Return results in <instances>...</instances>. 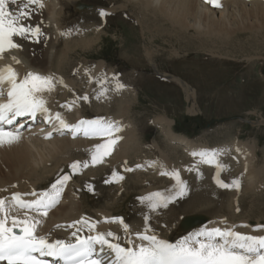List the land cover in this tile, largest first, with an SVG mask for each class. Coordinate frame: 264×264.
<instances>
[{
  "label": "rangeland",
  "instance_id": "374dc122",
  "mask_svg": "<svg viewBox=\"0 0 264 264\" xmlns=\"http://www.w3.org/2000/svg\"><path fill=\"white\" fill-rule=\"evenodd\" d=\"M76 1L78 3L89 5L88 7L89 8L91 7V8L87 9L86 7V9L83 8L81 9L82 10L81 11L80 8H78L76 4H74V3H77ZM118 1L119 3L121 2L120 0H116V1L114 0H110V1L109 0H75L71 2L70 4H68L67 8L63 10L64 12L63 15L65 18L63 19L64 23L61 22V25L63 24L61 28L64 27L63 30L64 32H66L65 38H64L66 41L60 42L58 46L60 48L59 49L60 53L58 52L57 56L55 57V61H52L53 67L52 69H49L46 72L45 76L50 75L53 77L56 74L55 76L56 78L54 77V79H56V82L54 80V84L56 85L55 87L57 90L55 92L56 94L55 100H57L56 102L59 104V107L56 105L57 111L59 113L63 114L64 116H67L68 112H70L72 109L75 110V107L77 108L79 107L78 110L81 111L82 116L80 117H82L81 118L82 120H95L98 118H102L104 121H112V122L117 121L116 123L123 130L119 133L114 134L115 136L120 137V139L116 143L118 145L116 144L114 145L113 147L114 151H112V154L108 156L109 158L115 152L116 147L118 149L119 144L124 141L125 139L124 133L130 130L129 128L134 126V134L136 135L134 137L137 138L136 143L138 142L137 144L140 146V151H135L134 154L131 152L132 155L137 154V156L134 158L135 160L134 159L131 160L132 158L126 159L124 157L121 160H118L119 163L120 162L124 163V165L120 166L121 168L116 165H114V167L113 166L109 167V165L106 164V166L104 167L105 169L104 168L100 169L101 171L94 170L93 171L94 173H91V171L93 170L92 166L94 168L99 166V164L92 165L91 157L90 158L87 157L89 155L90 156L92 155V152L95 150L94 149L95 147L91 149L93 151L90 150L91 153L87 156H86L87 151H84V153L82 152L81 154L80 148L70 150V147H69L67 149L69 151H66V149H63L62 151H60L58 154L54 156L57 158H54L53 160H51L53 156L44 159L43 163L40 164L42 166L39 165L38 167H35V170H36L35 173L30 174V176H29V173H27L28 174L27 176H25V174L21 176L20 173H16V174L14 173L15 174L14 175L13 173H11L12 169L16 166L18 162H20L24 158H29L30 153L35 155L34 161L36 163L40 161V159L43 156L47 155L53 150L50 147H43L37 150H31L28 148L29 150H26L21 146L22 143L20 144V142H22L23 139L20 138L18 142H15L12 144L0 145V167H1L0 168V178H4L6 176V174H3L5 172V167H6V165L4 164L5 161L7 162L8 172H9L7 173V176L4 178V180H2L5 182V184L4 182L0 181V194L1 192H4L5 196L9 195V197L11 198L13 193H20L23 199H26V200L35 199L36 197L26 195V194L32 193V192L39 194L42 192H46V190L47 192H51L52 189L50 185L54 183V181H52L51 179H55L58 175H61V174L66 175L68 173L73 176H72V179L68 181L69 183H67V187H65L66 189L64 190L65 193L62 194L59 203L64 201V200L63 201L61 200L62 198L67 199V200L74 199V201L76 200L78 201L81 199L80 202L81 201L84 202L85 204L83 203V206L86 207L85 209H83V211L86 210L89 214L93 213V216L95 217L96 216L109 217L111 215L101 216L100 213L101 212L103 213V211H108V209L110 211L113 208L114 203L115 205H118L117 203L122 202L126 199L125 200L127 202L126 210L128 209L127 211H125L126 215L127 214L132 215L129 213V211L130 212L133 211L132 208H134V206L136 205L135 204V202H137L136 196L138 195L135 193H132L131 191L133 189H130L129 186H127L128 187L127 191H130L132 195L130 194V192H127L124 189L126 185L132 183V180L135 177L134 175L128 176V174L130 173L132 174L133 171L125 175L123 174L124 172L123 169H125L124 167L125 162L128 161L126 166L127 167L131 166V168L137 166L135 164L142 165L144 163L156 162V161H151V159L157 160L158 162V159L160 158L159 151L162 150V147H164L167 141L164 140V136H162L161 132L159 131V128L155 124H153V120L155 119L154 117L156 116L160 117V115L162 114L161 117L167 116V118L171 120L172 125L170 126V128L172 132L179 134V135L182 134L183 137H187L189 140L191 139V141L193 140L194 146L198 145V143L201 142L199 143V145L209 148L210 152L213 150L217 151L218 155L216 156V160L224 166L221 170H219L220 171L219 178L221 180L230 184L233 179H238L241 185L239 190H237L235 187L227 188V189L219 187L217 189L218 191L217 194L213 196L212 200L214 202L211 201V202L205 203L203 206H200L196 208L195 210L189 211L190 213L189 212L179 213L176 217V224H177L176 227L174 226V228H171L170 226L169 230L166 231L168 232L166 233L168 234V238L171 239L168 242L174 241L175 239L178 238V236H180V234L185 232V231H182V229L180 228V222L184 217L188 215H194V214H202V215L205 214L204 216L211 219L210 222H212L213 226H217L219 228H221L222 226L230 227L231 225H233L231 227L237 228L239 226L247 225V227L251 228V232H255L254 230L256 229L257 232L263 234L264 228L259 227V225L264 226V20L258 19L260 23H262V24H259L258 25L259 27H258L257 23L252 18L251 22L246 27L247 29L239 28L241 25L239 26L236 25L233 28L236 29L238 26L239 29L234 30L233 28H231L232 31L228 30V32L231 33L229 35H226V33L221 34L220 32H218L220 31V29L213 28L214 25H211L209 22H207L206 23L208 26L206 27L207 32L220 33V34H216V35L213 34L209 37L208 35H206V37L203 36L204 41L202 43H201V40L197 41L195 39L188 44L182 43V45L179 48L177 41L171 40V38L168 39L166 37L165 33L167 29H163V30L161 29V31L154 30L152 31V33H150V31L142 29V27L140 26V23L138 24L137 22L133 20L132 16L129 15L130 13L128 10H124L126 12H123V11H119V8L114 9V7L118 5ZM257 1H260L262 4H264V1L262 2V0H257ZM247 6H251V5H247ZM95 8H98L99 10H102L104 12L107 11L106 12L107 16L106 15L104 16L106 19L101 21L100 24L98 23L100 22L98 19L95 21V23H93L94 21L92 20L91 22L88 21L90 25H92V27L90 26V29L86 30V32L84 31L85 29L83 30L85 33L82 32L83 33L82 37H85V38L81 37L82 41L78 39L79 40L78 44L76 47H74V44H75L74 42L77 41V39L72 40V36L70 34H67L69 33V30L72 29L71 21L73 20V18L75 19L76 16H80L82 13H85L86 11H91ZM67 9L69 12L67 11ZM71 17L72 19H70ZM66 22H67V25H65ZM88 22L86 21V23L85 22L83 23L85 25H89ZM202 22H205V20H203ZM202 22L200 21L201 24ZM200 23L197 26L195 25L197 29L199 28L198 26L200 25ZM93 24L97 26H94ZM166 26L167 28H169L168 25ZM95 27L97 28V30ZM249 27H252V28H249ZM65 28L66 30L69 28V30L66 31ZM71 31L72 30H70V33ZM193 32L194 31L192 29L191 30L189 29L186 33L191 34ZM86 34L89 36H87ZM93 41H94V43H92L93 48L90 45H87V48H86V45H83L85 42H93ZM223 41L224 43H222ZM181 42H183V40ZM64 43L66 46L64 45ZM143 43L145 44V46H147L148 50L151 51L153 54L151 57L152 58L151 61L148 60L147 57L145 56V52L143 50V45H144ZM36 46L37 45H35L31 49L34 54L33 56L36 59L35 63L44 64L45 60L42 57L43 55L41 54V51L39 48H38V52L36 51L37 50ZM66 48L69 50L68 52H66ZM60 56H62L65 59L60 58ZM68 56L69 58H67ZM58 57L59 59H62L61 62L58 60ZM57 62L60 63L61 65L58 64ZM62 64H65V65H62ZM71 64L73 65V67ZM66 65H68L69 67ZM37 66L39 67V65ZM62 66H65L64 69L68 67L67 68L68 72H67V69L66 70L63 69L61 71H64L66 73L62 72L63 74H61V71H59L58 69L59 67H62ZM98 69L101 73L98 72ZM84 70L88 72H85ZM57 71H58V74H57ZM87 73H89L90 75L89 74L87 75ZM68 74H70L69 77H67ZM60 75H64L62 76L63 78H61ZM92 75H95V76H92ZM79 76L80 77L82 76V77L80 78ZM174 77L179 78V80H183L192 89L193 98L192 96L189 98L186 96L185 91L183 90L179 82L176 81V79H174ZM64 78L66 80H63ZM74 78H75V81L81 80L80 81L81 83L77 81L75 82L73 80ZM68 79L70 80L69 82H71V84L73 83L72 85H70V83H67ZM117 79L120 83L124 85V87L123 89H119L121 90V93H120L121 99L119 98L121 101L117 100L116 101L117 104H116V102L113 99L117 95H119V94H116V96H114L115 93H119V90L117 91L116 84H115L117 83ZM61 81L63 83H61ZM65 81H67L66 84H65ZM57 82L60 84H58ZM77 83H79L80 85ZM89 83L90 85H88ZM67 84H69L70 86H68ZM129 86L130 88H128ZM67 87L69 90L67 89ZM106 87L108 89L107 93L110 92L111 93L110 95H112V97L110 96L111 99L108 97L107 103L106 105H104L101 99V97H103V95H101V92ZM65 89H67L68 91ZM62 90H63V94H62ZM111 90H114V91H111ZM122 91L123 93L125 92L124 96L122 94ZM64 93H65V96H64ZM83 96H88L89 99L85 101L82 99ZM126 97L132 100H128V98ZM124 98L125 100H123ZM108 101H112L111 102L112 104L111 103L108 104L109 103ZM119 102L121 103L125 102L127 104L123 106L125 108H128L125 112L122 113V115H124L123 116L124 118H120L122 117L121 113H119L120 115L118 116V112H116L118 111L117 108L119 106H117V108L115 107L116 105L119 104ZM65 104L67 106L63 107ZM109 105H112V107H110ZM98 106L100 107L99 108L100 110L98 109V111H95V108ZM114 109H117V110H114ZM113 112L115 113V115ZM111 113L112 115H110ZM125 117H127L128 120ZM98 139L100 140V138L98 137L91 138L92 143L95 144L96 141L97 143L103 142L104 141L103 139H106V138H102L99 142H98ZM155 139H157L161 148L156 147L155 143L153 144V141H156ZM195 142L196 143L198 142V143L196 144ZM179 147L177 148L176 151L169 149L172 153L169 156L170 162L182 163L186 159L187 161L185 160L184 162L199 161L200 163H202L201 161L203 158L201 156L199 155L193 156L191 154L189 155V153L186 150H184L182 146H179ZM142 149L144 150V152L147 151L146 154L143 153ZM237 149L239 151H237ZM65 151L66 153L63 154V152ZM149 151H150V154L148 153ZM71 152L72 154H70ZM185 153H187V155ZM138 154L142 155L141 156L142 159L140 158V156H138ZM144 154L147 157L144 158L143 157L145 156ZM243 155H244V158H243ZM66 157L68 158L67 160L69 162L67 160H64V158ZM76 157L79 159H77ZM108 157H105L104 159L106 160V158L108 159ZM172 157L175 158L176 160L173 159ZM48 159L50 162L46 161ZM59 159L64 160V161L61 160L63 164H61ZM72 159L74 161L80 160L81 162L88 161L90 169L88 168L83 169L84 172L83 171L82 173L79 172L80 174L73 173L71 171L72 169L69 168V165L72 162H74ZM172 159L174 162L172 161ZM54 161H55V164L53 163ZM231 161L232 163H230ZM228 162L230 164L228 168L225 169V165H228ZM237 162L241 163L242 165L241 164L237 165ZM45 163H47L48 166ZM128 163L130 164L128 165ZM233 163H236V165L235 164L233 165ZM51 164H54L55 166ZM247 164H249L248 165L249 167L246 166ZM209 165L213 169V170L211 169V172L214 174V177L216 179V173L218 170L215 167V164H209ZM53 166L54 168L52 169ZM248 168H250V171ZM38 170L39 172H37ZM46 170L47 172L48 171L49 172L46 173ZM86 170L88 171L85 172ZM113 170H116L120 174L125 176L126 180L124 179L123 181L119 182L120 186L118 183H112L110 185L105 183V180L111 176V173ZM66 171L67 173H64ZM246 171L252 177H249V175L246 176L248 174ZM88 173H91V174H88ZM10 174H13V175H10ZM77 175H80V176H77ZM91 175L96 176V177L93 178ZM9 176L10 178H8ZM17 177H19V179H17ZM37 177L39 179H37ZM87 177L89 178L87 179ZM247 177L250 180H248ZM35 178L37 180H33ZM75 178L76 179L78 178L77 180H79V182ZM43 179L44 181L42 182L41 180ZM48 179H50L52 183H48L50 182ZM29 180H32V182L31 181L29 182ZM246 180H247V184H246ZM88 184H91L94 186L95 193L89 192L87 190ZM145 184L143 183V185ZM102 187L103 189H101ZM244 187L247 188V191ZM68 189L70 190L71 193L73 192L74 194L72 195L69 194L70 192ZM137 189L140 190V188L136 187L133 190V192L135 191L137 192L138 191ZM122 190H124V192ZM78 191H80L81 193L80 192L78 193ZM101 191L102 193H104L105 196L101 193ZM223 191H225V194ZM249 191L251 192V194ZM80 195L81 196L83 195V198L80 197ZM226 195L228 196L226 197ZM67 196H69L70 198L69 197L67 198ZM106 196L108 197L105 198ZM217 197H218V200H217ZM0 198H1V195H0ZM133 198H135L136 200L135 199L133 200ZM252 198L254 199L252 200ZM99 199L101 200L100 202H99ZM113 199L116 200V202ZM186 199H187V196L183 198H177V200L175 202H172L171 205L178 207L182 205ZM104 203L108 205L107 206L108 208H106V205ZM219 203L220 204L223 203V206L221 208H218V205H220ZM207 205L208 207H206ZM90 206H92L93 211H91L92 208ZM110 206H112V208H110ZM97 209L99 213H97ZM257 215L260 216L259 219ZM84 216L85 215L83 214V217ZM126 221L129 222L131 221V219L128 218ZM234 225H239V226H234ZM165 236L166 235L164 233V237Z\"/></svg>",
  "mask_w": 264,
  "mask_h": 264
},
{
  "label": "bare ground",
  "instance_id": "6f19581e",
  "mask_svg": "<svg viewBox=\"0 0 264 264\" xmlns=\"http://www.w3.org/2000/svg\"><path fill=\"white\" fill-rule=\"evenodd\" d=\"M75 0H42V2L44 3V8L43 10H39V9H33L34 11V14L32 16V19L30 21V23L33 25V26H36V25H39L41 27V31H42V35L40 37V42L39 43H32L30 40H21L20 38L18 37H14V40H16V42L18 43H21L23 45V48L22 50H17V49H11V50H8L7 52H5L4 54H2V56H0V68H4L6 66H11L13 67V69L18 73V78L22 79L24 75H26L27 72H35V73H38V74H41V75H46V72L49 70V69H52L53 67V62L52 61H55V57L57 56L58 52L60 51L59 49V44L61 41L65 42L66 40L64 39L65 38V33L62 25H61V22H63V19L64 18V15H63V10L67 8L68 4H70L71 2H73ZM110 1V0H109ZM116 1V0H114ZM121 2L119 3L118 1V5L116 7H114V9H117L119 8V11H123V12H126L124 10H128L129 11V15L132 16L133 20L135 22H137L138 24L140 23V26L142 27V29H145L147 31H150V33H152V31H161V29H167L165 35L168 39L171 38V40H175L177 41L178 45H179V48L180 46L182 45V43L184 44H188L190 42H192L194 39L199 41L201 40V43L204 41V37H206V35L211 36V35H216V34H225L226 35H229L231 34L229 31H232L231 28L235 27L236 25H241L239 28H242V29H247V25L251 22V19L253 18L254 21L257 23V26L259 24H262L260 23V20H264V4H262L260 1H257V0H221V4H222V7L220 8H216L214 6H212L211 4H208L205 2V0H120ZM264 0H262L263 2ZM77 2V1H76ZM101 2V1H100ZM78 3V2H77ZM77 3H74V4H77ZM110 3V2H109ZM73 5V4H72ZM239 5V6H238ZM247 5H251V6H247ZM70 6V5H69ZM93 6V5H92ZM114 6V5H112ZM110 6V7H112ZM12 7L13 11H15V6H11ZM99 7V6H97ZM74 8V6H73ZM89 8V7H87ZM91 8V7H90ZM89 8V9H90ZM94 8V7H92ZM101 8V7H99ZM105 8V7H103ZM76 9V8H75ZM86 9V8H85ZM78 10V8H77ZM81 10V9H80ZM68 11V9H67ZM66 11V12H67ZM82 11V10H81ZM102 10H99L98 8H95L91 11H84L85 13H82L80 16H76L75 14V19L73 18V20L71 21L72 25V30L71 33H70V30L69 28L67 30H69V33L67 34H70L72 36V40H75L77 39V41H75L74 43V47L77 46L78 44V39L81 40V37H82V32H86V30L90 29V26L92 27V25H90V23L88 21L91 22L94 21L93 23H95V21L98 19L100 22H98L99 24L101 23V21H103L104 19H106L104 16H101L100 15V12ZM113 11V10H112ZM117 11V12H119ZM69 12V11H68ZM79 12V11H78ZM107 12V11H106ZM116 12V11H114ZM74 13V12H72ZM81 13V12H80ZM68 15V14H67ZM79 15V14H77ZM107 16V15H106ZM68 17V16H67ZM69 18V17H68ZM113 18V17H111ZM117 18V17H116ZM72 19V17L70 18ZM115 19V17H114ZM203 20H205V22H202ZM69 21V22H70ZM86 21L88 22L89 25H85L83 22L86 23ZM107 21V20H106ZM200 21L202 22V24L200 23ZM68 22V23H69ZM207 22H209L211 25H214L213 28H217V29H220V33H209L207 32V29L206 27L207 26ZM64 23V22H63ZM200 23V25L198 26L199 28L197 29L195 27V25L197 26L198 24ZM204 23V24H203ZM84 24V25H83ZM92 24V23H91ZM97 24V23H96ZM67 25V22L66 24ZM94 25V24H93ZM169 26V28H167V26ZM94 26H97V25H94ZM237 26L236 29H239ZM70 27V28H71ZM259 27V26H258ZM96 28V27H95ZM249 28H252V27H249ZM85 29V30H84ZM193 30L194 32L191 33V34H187L186 32L188 30ZM234 29V28H233ZM234 29V30H236ZM66 30V28H65ZM66 30V31H67ZM84 30V31H83ZM97 30V28H96ZM101 30V29H100ZM95 31V30H94ZM105 31V30H104ZM103 31V32H104ZM84 32V33H85ZM96 32V31H95ZM101 32V31H100ZM63 33V35H62ZM144 33V32H143ZM154 33V32H153ZM159 33V32H158ZM92 34V33H91ZM90 34V35H91ZM160 34V33H159ZM87 35V34H86ZM98 35V34H97ZM96 35V36H97ZM69 36V35H68ZM89 36V35H87ZM86 36V38H87ZM92 36V35H91ZM90 36V37H91ZM95 36V37H96ZM152 36V35H151ZM204 36V37H203ZM207 37V38H208ZM82 38H85V37H82ZM92 38V37H91ZM151 38V37H150ZM149 38V40H150ZM154 38V37H153ZM94 39V38H93ZM226 39V38H225ZM183 40V42H181ZM214 40V39H213ZM82 41V40H81ZM87 41V40H86ZM95 41V40H94ZM93 42H85L83 45H86V48H87V45H90L92 46V43ZM215 41V40H214ZM227 41V40H226ZM72 42V41H70ZM217 42V41H216ZM224 43V41L222 42ZM144 44V43H143ZM35 45L36 48H37V52H38V48L40 49L41 51V54L43 55V59L45 60V63L42 64V63H35V58H34V54L32 52V47H34ZM65 45V43H64ZM66 46V45H65ZM73 46V45H72ZM89 46V47H90ZM61 47V46H60ZM184 47V46H183ZM182 47V49H183ZM62 48V47H61ZM64 48V47H63ZM85 48V47H84ZM83 48V49H84ZM93 48V46H92ZM87 50V49H86ZM84 50V51H86ZM143 50L145 52V56L147 57L148 60H152V52L148 50L147 46H145V44L143 45ZM69 50L66 48V52H68ZM71 51V50H70ZM78 51V50H77ZM83 51V50H82ZM36 52V53H37ZM62 52V51H61ZM72 52V51H71ZM35 53V54H36ZM60 53V52H59ZM65 53V51H64ZM80 53V52H79ZM82 53V52H81ZM75 54V53H74ZM65 55V54H63ZM71 55V54H69ZM81 55V54H80ZM78 55V56H80ZM84 55V54H83ZM82 55V56H83ZM15 56L19 61L20 63L17 64L13 59L12 57ZM59 56V55H58ZM74 56V55H73ZM60 58H63L62 56H60ZM69 58V56L67 57ZM65 59V58H63ZM154 59V58H153ZM179 59V58H178ZM58 60L61 62L62 59H59L58 57ZM68 60V59H67ZM74 61V60H73ZM68 62V61H67ZM70 62V61H69ZM58 63V62H57ZM56 63V64H57ZM64 63V61H63ZM152 63V62H151ZM150 63V64H151ZM157 63V62H156ZM60 64V63H58ZM102 64V62H101ZM100 64V66H101ZM39 65V67L37 66ZM55 65V63H54ZM61 65V64H60ZM62 65H65V64H62ZM70 65V64H69ZM72 65V64H71ZM58 66V65H57ZM68 66V65H66ZM56 67V66H55ZM65 66H62V67H59V71L63 70ZM69 67V66H68ZM67 67V68H68ZM73 67V65H72ZM67 68H65L64 70H66ZM181 68V67H180ZM55 69V68H54ZM52 71V70H50ZM55 71V70H53ZM85 71V70H84ZM62 72L64 71H61V74H63ZM67 72H68V69H67ZM70 72V71H69ZM85 72H88V71H85ZM94 72V71H93ZM98 72L99 69H98ZM52 73V72H50ZM66 73V72H64ZM90 73V72H89ZM87 73V75L89 74ZM95 73V72H94ZM101 73V72H100ZM55 74V73H54ZM57 74H58V71H57ZM66 75V74H65ZM84 75V74H83ZM90 75V74H89ZM97 75V74H96ZM100 75V74H99ZM98 75V76H99ZM103 75V74H102ZM56 76V74L53 76V78ZM58 76V75H57ZM62 76L64 75H60L61 78H63ZM70 74L67 75V77H69ZM77 76V75H76ZM92 76H95V75H92ZM80 77V76H79ZM82 77V76H81ZM80 77V78H81ZM173 77V76H172ZM56 78V77H55ZM66 78V76H65ZM63 79V80H66V79ZM72 78V76H71ZM58 79V77H57ZM70 79V78H69ZM68 79V82L65 81V84L66 82L67 83H70L69 82L70 80ZM77 79V78H76ZM176 81L179 82V84L181 85V87L183 88V90L185 91V94L186 96L189 98L193 95V91L192 89L183 81V80H179V78H175ZM55 82H56V79H54ZM62 80V81H63ZM75 81V78L73 79ZM79 80V79H78ZM58 81V80H57ZM72 81V79H71ZM77 81V80H76ZM75 81V82H76ZM81 80L77 81L79 83ZM93 82V81H92ZM58 83V82H57ZM56 83V84H57ZM63 83V82H62ZM77 83V84H79ZM114 83V82H113ZM60 84V83H58ZM76 84V85H77ZM116 84V83H115ZM62 85V84H61ZM68 86H70L69 84H67ZM75 85V86H76ZM80 85V84H79ZM90 85V83L88 84ZM114 85V84H113ZM56 86V85H55ZM54 86V89L51 91V92H46L43 94V99L46 101V106L48 107L49 109V112L55 116L56 113H59L57 111V106L59 107V104L56 102L57 100H55V92L57 91L56 90V87ZM5 88H7V85L5 84L4 85ZM61 87V86H59ZM58 87V89H59ZM110 88V87H108ZM130 88V86L128 87ZM127 88V89H128ZM132 88V87H131ZM68 89V87H67ZM65 89V90H67ZM88 89V88H87ZM107 89V87H106ZM113 89V88H112ZM123 89V88H122ZM69 90V89H68ZM67 90V91H68ZM61 91V89H60ZM111 91H114V90H111ZM118 91V90H117ZM58 93V92H57ZM115 93V92H114ZM121 93V90H119V93H115L114 96H116V94H119L117 95L113 100L116 102L117 100L118 101H121L120 95ZM125 93V92H124ZM124 93L122 91V94L124 96ZM60 94V93H59ZM62 94H63V90H62ZM111 93L110 92H106V94L103 95V97H101L104 105H106L107 103V98L110 96L112 97V95H110ZM134 94V92H133ZM58 95V94H57ZM97 95V94H95ZM64 96H65V93H64ZM99 96V95H98ZM113 96V97H114ZM131 96V95H130ZM136 96V95H135ZM61 97V95H60ZM129 97V96H128ZM126 97V98H128ZM132 97V96H131ZM64 98V97H62ZM93 98V97H92ZM120 98V99H119ZM123 98V97H122ZM133 98V97H132ZM193 98V96H192ZM60 99V98H58ZM111 99V98H110ZM112 100V101H113ZM125 100V98L123 99ZM122 100V101H123ZM128 100H132V99H129ZM127 100V101H128ZM188 100V99H187ZM190 100V99H189ZM72 101V100H71ZM112 101H108L110 104ZM60 102V101H58ZM94 102V101H93ZM126 102V101H125ZM121 103L119 102L118 105H116L115 108H117V106H119L117 109L118 111V116L120 115L119 113H122L125 112L128 108H125L123 106L127 105L126 103ZM121 103V105H120ZM112 104V103H111ZM117 104V102H116ZM130 104V103H129ZM196 104V103H195ZM57 105V106H56ZM63 105V104H62ZM114 105V104H113ZM131 105V104H130ZM67 106L66 104L63 106L65 107ZM110 107H112V105H109ZM62 108V107H61ZM77 107H75V110L72 109L70 112L67 113V116H64L63 114L60 113L61 117L68 123V124H71V125H74L76 124L78 121L82 120L80 116L81 115V111L78 110V108L76 109ZM100 107H96L95 108V111H98ZM102 108V107H101ZM112 109V108H111ZM117 109H114V110H117ZM100 110V109H99ZM113 110V111H114ZM60 111V110H59ZM115 112V111H114ZM113 112V113H114ZM249 112V111H248ZM84 113V112H83ZM100 113V112H98ZM107 113V112H106ZM112 115V113L110 114ZM115 115V113H114ZM162 115V114H161ZM154 117L153 119V124H155L158 128H159V131L161 132L162 136H164V140H166L167 142L165 143L164 147H162V150H160L159 148V154H160V158L158 159V162L157 160H152L151 161H156V162H150V163H144L142 164L140 168H137L136 166L133 167L134 171L132 172V174H128L129 175H134L135 177L133 178L132 180V183L126 185L124 187L125 191H127L128 187L130 189H135L136 187L140 188V190H138L137 192H133V190L131 191L132 193H135L137 194L138 196L137 197V202H135V206L133 209L132 212L129 211L130 214L132 215H129L127 214L126 215V206H127V202L124 200L122 202H119L117 203L118 205H115V203L113 204V208L112 206H110V208H112L110 211L108 209V211H103V214L102 212L100 213L101 216H107V215H111L109 217H98V216H93V213H88L86 210L83 211V209H85L86 207L83 206V203L84 202H80V200H76L74 201V199H64L62 198L61 200L64 201L63 202H60L59 204H57L56 206L57 207H53V209H50L49 212H48V215L46 217H41V216H38L37 218L41 220V224L38 226L37 228V233L39 235H47L49 236L50 240H56V239H61V240H64L66 242H74L75 238L72 236V232L75 231L76 229L75 228H69L67 227V225L71 224L72 222L74 221H78V220H81L82 218H85L87 219L88 221L90 222H96V229L95 231H89L87 228H82L81 229V232L79 233L80 235H93L94 233L96 232H101V233H107L109 231L113 232L115 235L119 236L121 239L118 241L119 243L121 244H124L125 243V240H126V234H125V231H124V228H123V224L120 223V220L122 219L123 222L125 224L128 225L129 227V230L132 234V238L135 239V233L137 232H143L145 230V227L147 226L151 231L148 233V234H155L158 238L160 239H164V240H167V241H170L171 239L168 238V231L169 230V227L171 226V228H174V226L176 227V217L179 213L183 212H189V211H192V210H195L196 208L200 207V206H203L205 203H208V202H211L213 201V196H215V194H217V189L220 187L219 185L216 184V179L214 177V174L211 172V166L209 164H204V163H200L199 161L197 162H182V163H175L173 161V158L172 162H170V154L171 151L170 150H174L176 151L177 148L179 146H182V148L184 150H186L189 155L195 151L197 153L201 152V151H205V152H210V149L207 148V147H204V146H201L199 145V143L201 142H197L198 145H195L193 144V140L191 141V139L189 140L187 137H183L182 134L179 135V134H176L174 132H172L170 126L172 125V122L171 120H169V118L166 117ZM103 116V115H101ZM100 116V117H101ZM109 116V115H108ZM124 115H122V117L120 118H124L123 117ZM126 116V114H125ZM165 116V115H164ZM85 117V116H84ZM128 117V116H127ZM127 117H125L127 119ZM118 118V117H117ZM85 119V118H84ZM106 119V118H105ZM110 119V118H109ZM114 119V118H113ZM119 119V118H118ZM125 119V120H126ZM128 120V119H127ZM137 120V119H136ZM122 121V120H121ZM117 122V121H116ZM123 122V121H122ZM19 123H23L25 126L24 128L21 129V138L23 139L22 142H20L21 146L26 149V150H37L39 148H43V147H50L52 150V152L48 153L47 155L43 156L40 161L36 162L34 161V157L35 155L30 153V157L29 158H24L23 160H21L20 162H18L16 164V166L12 169L11 173H20L21 176L23 174H25V176H27L29 173V176L30 174L32 173H35V167H38L41 163H43V160L46 159V158H49L51 156L53 160L54 158H57V157H54L56 154H58L60 151H62L63 149H66V151H69L67 150L69 147H70V150H74V149H79L81 150V154L82 152L84 153V151H87V155H89L91 153V149H93V147H95L92 143V140L90 137H85L83 135V132L81 131L80 133H78L75 138L73 137V135L71 134V132H69L68 130H64V134L63 135H60L58 132L54 131V129L58 128L59 127V124L57 121L53 120L52 124H47L43 121V118L38 116L37 120L35 122H33L32 120H30L29 118L27 117H23V118H19ZM127 123V122H126ZM145 123V122H144ZM129 124V123H128ZM127 124V126H128ZM132 124V123H131ZM134 124V122H133ZM138 127V126H137ZM125 128V127H124ZM9 130H12V128H8ZM130 130L126 131L125 134V139L123 142H121L118 146V149L116 147V150L115 152L113 153V155L109 158L108 156V159L106 158V160L104 159V162L103 163H100L98 167L94 168L92 165V171L91 173H94L93 171H98L100 169H103L106 164L109 165V167L116 165V166H121V165H124V163H119L118 160H121L122 158H132L131 160H133L136 156V155H132V153L134 154L135 151H140V146L136 143V140L137 138L134 137L136 136L134 134V126H132L131 128H129ZM133 129V130H132ZM173 129V128H172ZM48 132H52L53 135L51 138L49 139H45V136ZM122 134V133H121ZM184 135V133H183ZM123 136V135H122ZM99 138V137H98ZM162 138V137H161ZM160 138V139H161ZM102 138H100L101 140ZM98 139V142L100 141ZM104 140V139H103ZM156 141H153V144L155 143V146L156 147H160V144L159 142L157 141V139H155ZM163 140V141H164ZM90 141V142H89ZM94 141V140H93ZM119 141V140H118ZM104 142V141H103ZM103 142H99V143H103ZM90 143V144H89ZM162 143V142H161ZM196 143V142H195ZM196 143V144H197ZM142 144V143H141ZM203 144V143H202ZM89 145V147H88ZM118 145V144H116ZM162 145V144H161ZM148 146V145H147ZM150 146V145H149ZM153 146V145H152ZM163 146V145H162ZM142 147V146H141ZM237 147V146H236ZM29 148V149H28ZM155 148V147H154ZM180 148V147H179ZM95 149V148H94ZM115 149V148H114ZM152 149V148H151ZM164 149V150H163ZM170 149V150H169ZM91 150V151H90ZM143 150V149H142ZM148 150V149H147ZM169 152H168V151ZM180 150V149H179ZM194 150V151H193ZM246 150V149H245ZM63 152L64 153H66ZM76 151V150H75ZM74 151V152H75ZM114 151V150H113ZM167 151V152H166ZM181 151V150H180ZM179 151V153H180ZM242 151V150H241ZM80 152V151H79ZM132 152V153H131ZM142 152V151H141ZM147 152V151H146ZM146 152H144L143 150V153L146 154ZM69 153V152H68ZM150 154V151L148 152ZM176 153V152H175ZM183 153V152H182ZM72 154V152L70 153ZM80 154V153H79ZM141 154V153H140ZM144 154V155H145ZM187 155V153H185ZM72 156V155H71ZM85 156V157H86ZM92 156V155H91ZM90 155L87 156V157H91ZM110 156V155H109ZM138 156H141L142 155H139ZM182 156V155H181ZM184 156V155H183ZM65 157V155H64ZM86 157V158H87ZM144 158L147 157L146 155L143 156ZM177 157V156H176ZM249 157V155H248ZM247 157V158H248ZM61 158V157H59ZM73 158V157H72ZM77 158V157H76ZM84 158V157H83ZM88 158V159H89ZM138 158V157H137ZM150 158V156H149ZM188 158V156H187ZM243 158H244V155H243ZM68 158H64V160H67ZM75 159V158H74ZM79 159V158H77ZM139 159V158H138ZM137 159V160H138ZM142 159V158H141ZM178 159V158H177ZM230 159V158H228ZM246 159V158H245ZM244 159V160H245ZM60 160V159H59ZM63 160V159H61ZM60 160V162H61ZM63 160V161H64ZM73 160V159H72ZM71 160V161H72ZM135 160V159H134ZM140 160V159H139ZM176 160V159H175ZM46 161H49L46 160ZM58 161V159H57ZM68 161V160H67ZM74 161V160H73ZM78 161V160H77ZM80 161V160H79ZM124 161V160H123ZM130 161V160H129ZM187 161V160H186ZM189 161V160H188ZM229 161V160H228ZM248 161V160H247ZM50 162V161H49ZM69 162V161H68ZM128 162V161H127ZM143 162V161H142ZM178 162V161H177ZM236 162V161H235ZM240 162V161H239ZM249 162V161H248ZM48 163V162H47ZM47 163H45L47 165ZM55 164V161L53 162ZM141 163V162H140ZM232 163V161L230 162ZM228 162V165H225V169L228 168L229 164ZM247 163V162H246ZM6 165L5 167V172L3 174H6L7 176V173L8 172V166H7V162L5 161L4 163ZM54 164H51V165H54ZM61 164H63L61 162ZM60 164V165H61ZM130 163H128L129 165ZM135 164V163H134ZM227 164V163H225ZM236 165V163H233V165ZM238 164H241V163H238L237 162V165ZM252 164V163H251ZM49 165V166H51ZM58 165V164H57ZM135 165H138V164H135ZM242 165V164H241ZM239 165V166H241ZM245 165V164H243ZM249 164H247L246 166H248ZM42 166V165H40ZM48 166V165H47ZM55 166V165H54ZM54 166L52 167V169L54 168ZM62 166V165H61ZM64 166V165H63ZM238 166V167H239ZM58 167V166H57ZM125 167V166H124ZM237 167V168H238ZM249 167V166H248ZM255 167V166H254ZM1 168V167H0ZM63 168V167H62ZM61 168V169H62ZM70 168V167H69ZM68 168V169H69ZM121 168V167H120ZM131 168V166H130ZM235 168V167H234ZM38 169V168H37ZM42 169V168H41ZM65 169V168H64ZM87 169V168H85ZM88 169H90V167H88ZM105 169V168H104ZM230 169V167H229ZM228 169V170H229ZM249 171H250V168H248ZM3 170V169H2ZM1 170V171H2ZM40 170V169H39ZM39 170L37 172H39ZM44 170V169H43ZM51 170V169H50ZM124 170V169H123ZM213 170V169H212ZM55 171V170H54ZM62 171V170H61ZM72 171V170H71ZM83 171V169H82ZM81 171V173H82ZM88 170H86L85 172H87ZM90 171V170H89ZM101 171V170H100ZM49 172V171H48ZM47 170H46V173H48ZM52 172V171H51ZM50 172V173H51ZM84 172V171H83ZM162 172H167V173H172V172H179L180 174V179L181 181L185 182L186 185H187V199L185 200V202L176 207V206H172L171 203L168 204L167 207H164L162 204L160 206H158L155 210H152L150 207H149V202L148 201H141V197H145V196H148L150 193H154V192H160L162 193L164 196H169V195H173L176 191V188L178 187L177 185V181L175 179H173L172 177H170V175H161ZM247 172V171H246ZM252 172V171H251ZM64 173H67L64 172ZM91 173H88V174H91ZM98 173V172H97ZM102 173V172H101ZM100 173V175H101ZM129 172H126L124 170L123 174H127ZM248 173V172H247ZM246 173V174H247ZM2 174V173H1ZM13 174H10V175H13ZM14 174V175H15ZM43 174V173H42ZM55 174V173H54ZM68 174V173H67ZM78 174V173H77ZM80 174V173H79ZM84 174V173H83ZM96 174V173H95ZM9 175V174H8ZM51 175V174H50ZM63 175V174H61ZM99 175V174H98ZM249 177H252L250 176V174L248 173L246 176ZM5 176V177H6ZM17 176V175H16ZM15 176V177H16ZM20 176V175H19ZM34 176V175H33ZM32 176V177H33ZM37 176V175H36ZM57 176V175H56ZM73 176V175H72ZM77 176H80V175H77ZM92 176V175H91ZM4 177V178H5ZM45 177V176H44ZM84 177V176H83ZM86 177V175H85ZM93 178L96 177V176H92ZM99 177V176H98ZM125 177V176H124ZM127 177V175H126ZM131 177V176H130ZM260 177V176H259ZM4 178H0V181L4 180ZM10 178V176L8 177ZM42 178V177H41ZM46 178V177H45ZM81 178V177H80ZM89 177H87L88 179ZM248 178V177H247ZM17 179H19V177H17ZM30 179V178H29ZM37 179H39L37 177ZM36 178L33 179V180H37ZM47 179V178H46ZM56 179V178H55ZM55 179H51L52 181L55 182ZM76 179V178H75ZM78 179V178H77ZM76 179V180H77ZM91 179V178H90ZM96 179V178H95ZM129 179V178H128ZM127 179V180H128ZM7 180V179H5ZM10 180V179H9ZM50 181V179H48ZM75 180V181H76ZM126 180V179H125ZM130 180V179H129ZM248 180H250L248 178ZM15 181V180H14ZM32 182V180H29V182ZM39 181V180H38ZM42 182L44 181L41 180ZM73 181V180H72ZM71 181V182H72ZM79 182V180H77ZM83 181V180H82ZM255 181V180H254ZM4 182V181H2ZM13 182V181H12ZM34 182V181H33ZM40 182V183H42ZM70 182V183H71ZM74 182V181H73ZM131 182V181H130ZM146 182V184H145ZM10 183V182H9ZM36 183V181H35ZM48 183H52L51 181L48 182ZM69 183V182H68ZM82 183V182H81ZM143 183L145 185H143ZM250 183V182H248ZM3 184V183H2ZM5 184V182H4ZM31 184V183H29ZM38 184V183H37ZM79 184V183H78ZM119 184V183H118ZM124 184V183H123ZM246 184H247V180H246ZM254 184V183H253ZM43 185V184H42ZM47 185V184H45ZM50 185V184H49ZM52 185V184H51ZM50 185V186H51ZM71 185V184H70ZM110 185V184H109ZM252 185V184H251ZM36 186V185H35ZM69 186V185H68ZM74 186V185H73ZM79 186V185H78ZM81 186V185H80ZM120 186V184H119ZM123 186V185H122ZM121 186V187H122ZM253 186V185H252ZM34 187V186H33ZM38 187V186H37ZM67 187V186H66ZM109 187V186H108ZM250 187V186H249ZM254 187V186H253ZM41 188V187H40ZM44 188V186H43ZM48 188V186H47ZM71 188V187H70ZM69 188V189H70ZM84 188V187H83ZM86 188V187H85ZM113 188V187H112ZM245 188V187H244ZM243 188V189H244ZM22 189V188H21ZM25 189V187H24ZM23 189V190H24ZM36 189V188H35ZM38 189V188H37ZM66 189V188H65ZM68 189V190H69ZM73 189V188H72ZM96 189V188H95ZM103 189V187L101 188ZM114 189V188H113ZM246 191H247V188H245ZM43 190V189H42ZM46 190V189H45ZM80 190V189H79ZM88 190V189H87ZM106 190V189H104ZM230 190V189H229ZM251 190V189H250ZM47 191V190H46ZM77 191V189H76ZM124 192V190H122ZM220 191V189H219ZM243 191V190H242ZM255 191V190H254ZM6 192V191H5ZM70 192V190H69ZM68 192V193H69ZM80 191H78L79 193ZM85 192V191H84ZM97 192V191H96ZM105 192V191H104ZM108 192V190H107ZM110 192V191H109ZM127 192H130V191H127ZM126 192V193H127ZM130 192V194H131ZM224 194H225V191H223ZM228 192V191H227ZM231 192V191H230ZM250 192V191H249ZM253 192V191H252ZM257 192V191H256ZM65 193V192H63ZM62 193V194H63ZM77 193V192H76ZM81 193V192H80ZM95 193V192H94ZM100 193V192H99ZM102 193V191H101ZM229 193V192H228ZM244 193V192H243ZM247 193V192H246ZM69 194H74L73 192L69 193ZM89 194V193H88ZM98 194V193H97ZM96 194V195H97ZM104 195V193H102ZM100 194V195H102ZM107 194V193H106ZM115 194V193H114ZM220 194V193H219ZM230 194V193H229ZM233 194V193H232ZM242 194V193H241ZM251 194V192H250ZM1 198H9V195L5 196V193L4 192H1ZM99 195V194H98ZM112 195V193H111ZM127 195V194H126ZM132 195V194H131ZM134 195V194H133ZM245 195V194H244ZM254 195V194H253ZM76 196V195H74ZM86 196V195H84ZM105 196V195H104ZM103 196V197H104ZM109 196V195H108ZM108 196H106L105 198H107ZM122 196V194H121ZM217 196V195H216ZM228 195H226L227 197ZM246 196V195H245ZM252 196V195H250ZM69 196H67L68 198ZM78 197V196H77ZM80 197L83 198V195ZM93 197V196H92ZM125 197V196H124ZM132 197V196H131ZM135 197V198H136ZM247 197V196H246ZM70 198V197H69ZM79 198V197H78ZM112 198V196H111ZM114 198V197H113ZM133 198V200L135 199ZM91 199V198H90ZM102 199V198H101ZM128 199V198H127ZM216 199V198H215ZM223 199V198H222ZM240 199V198H239ZM254 198H252L253 200ZM83 200V199H82ZM93 200V199H92ZM97 200V198H96ZM103 200V199H102ZM114 200V199H113ZM119 200V199H118ZM117 200V201H118ZM136 200V199H135ZM217 200H218V197H217ZM233 200V199H232ZM241 200V199H240ZM101 200L99 199V202ZM116 202V200H114ZM228 201V200H227ZM104 202V201H103ZM108 202V201H106ZM133 202V201H132ZM214 202V201H213ZM217 202V201H215ZM221 202V201H219ZM224 202V201H223ZM242 202V201H241ZM90 203V202H89ZM92 203V202H91ZM253 203V202H252ZM85 204V203H84ZM97 204V202H96ZM106 205V203H104ZM130 204V203H129ZM220 204V203H219ZM254 204V203H253ZM89 205V204H88ZM99 205V204H98ZM111 205V203H110ZM115 205V206H114ZM218 205V204H217ZM232 205V204H231ZM230 205V206H231ZM237 205V204H236ZM108 205H106V208ZM223 206V203L218 205V208H221ZM252 206V205H251ZM256 206V205H255ZM254 206V207H255ZM258 206V205H257ZM92 208V206H90ZM105 207V206H104ZM130 207V206H128ZM208 207V205L206 206ZM250 207V205H249ZM259 207V206H258ZM97 208V207H96ZM239 208V207H237ZM254 209V208H253ZM53 210V211H52ZM89 210V209H88ZM231 210V209H230ZM52 211V212H51ZM93 211V208L92 210ZM96 211V210H95ZM112 211V213H111ZM84 212V213H83ZM250 212V211H249ZM259 212V211H258ZM85 215L83 217V214ZM97 213L98 212V209H97ZM190 213V212H189ZM82 214V215H81ZM81 215V216H79ZM96 215V214H95ZM115 215V216H113ZM129 215V216H128ZM202 215V214H201ZM205 215V214H204ZM256 215V214H255ZM260 215V214H259ZM259 215L258 216V219H259ZM78 216V217H77ZM149 217L148 219V222H147V225L145 224V217ZM204 217V220L202 221L203 223L201 224H198V225H194L192 226L188 231H185V233H182L180 234V236H178L177 239H175L174 241H171L169 243H176L177 241H180V240H183L185 237H188V236H191L192 234L194 233H197L201 230H204V229H211V228H219L217 226H213L211 219L206 217V216H203ZM262 217V215H261ZM130 218L131 221L127 222L126 220ZM226 218V217H225ZM126 219V220H124ZM228 219V218H227ZM244 220V218H243ZM222 221V220H221ZM256 222V221H255ZM239 224V223H237ZM242 224V223H241ZM245 224V223H244ZM259 224V223H258ZM60 226V227H57V226ZM243 225V224H242ZM233 226V225H231ZM226 227V226H222L221 229H227V228H233L234 230L236 231H240L242 233H245V234H249V235H264L257 232V230L255 229L254 231L255 232H251V228L250 227H244V226H239V225H234V226H239L237 228H234V227ZM261 226V225H259ZM77 227H80V225H77ZM256 227V226H255ZM253 227V228H255ZM264 228V227H263ZM262 228V229H263ZM261 229V228H260ZM181 230V229H180ZM179 230V231H180ZM253 231V230H252ZM261 232V231H260ZM164 233H165V237H164ZM114 242H117V241H114ZM54 264V262H53Z\"/></svg>",
  "mask_w": 264,
  "mask_h": 264
},
{
  "label": "snow or ice",
  "instance_id": "6c2138e0",
  "mask_svg": "<svg viewBox=\"0 0 264 264\" xmlns=\"http://www.w3.org/2000/svg\"><path fill=\"white\" fill-rule=\"evenodd\" d=\"M205 2L216 8L222 7L220 0ZM10 5L15 6V11ZM34 8L43 10L42 0H0V56L11 49L22 50L23 45L16 42L14 37L30 40L32 43L40 42L41 27L30 23ZM100 15L105 16L107 13L101 11ZM12 59L17 64L20 63L15 56ZM5 84L7 88L4 87ZM54 86V78L50 75L27 72L20 79L13 67L0 68V145L20 140L21 129L25 125L19 123V118L27 117L35 122L40 116L47 124H52L53 120L57 121L59 127L54 131L60 135H63L66 129L74 138L81 131L85 137L106 138L103 143L95 145L91 156L92 165L103 163L104 158L112 154L114 145L120 139L114 134L123 129L116 122L104 121L102 118L80 120L71 125L60 113L53 116L46 106L43 94L51 92ZM123 87L117 79L116 89ZM107 91L108 89H103L101 95ZM82 99L87 101L89 98L83 96ZM4 125H13L14 128L9 130ZM52 135V132H48L45 139L51 138ZM192 155L201 156L202 163L215 164L218 170L216 183L221 188L240 189L238 179H233L229 184L219 178V170L224 166L216 160L217 151L193 152ZM126 165L127 162L124 169L126 172L134 171ZM69 167L73 173H79L89 167V162L74 161ZM161 175L172 176L177 181L178 188L169 196L154 192L141 197L142 202H149L152 210L161 204L167 207L177 198L187 195V185L181 181L179 172H162ZM71 179L70 174L58 175L51 185V192L26 194L36 197L35 199H23L20 193H13L10 199L0 198V264H264V235H249L233 228L204 229L173 244L155 234H148L151 230L147 226L143 232L135 233L133 239L128 225L121 219L120 223L123 224L127 237L125 243L121 244L118 242L121 238L111 231L80 235L82 228H87L90 232L96 229V222L82 218L67 225L76 229L72 232L74 242L50 240L47 235H39L37 228L41 220L37 217H46L49 210L59 203ZM124 179L122 174L113 170L105 183H119ZM87 189L94 192V186L91 184L87 185ZM148 219L146 216V225ZM49 257L52 259H47Z\"/></svg>",
  "mask_w": 264,
  "mask_h": 264
},
{
  "label": "water",
  "instance_id": "95a60500",
  "mask_svg": "<svg viewBox=\"0 0 264 264\" xmlns=\"http://www.w3.org/2000/svg\"><path fill=\"white\" fill-rule=\"evenodd\" d=\"M203 220L204 217L202 215L188 216L182 221V226H184V228H188L191 225L202 222Z\"/></svg>",
  "mask_w": 264,
  "mask_h": 264
}]
</instances>
